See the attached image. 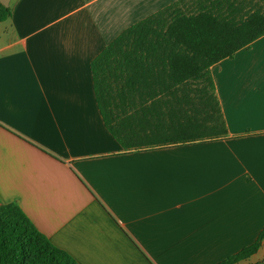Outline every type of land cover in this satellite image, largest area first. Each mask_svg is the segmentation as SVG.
Segmentation results:
<instances>
[{"label": "crops", "instance_id": "1", "mask_svg": "<svg viewBox=\"0 0 264 264\" xmlns=\"http://www.w3.org/2000/svg\"><path fill=\"white\" fill-rule=\"evenodd\" d=\"M177 1L11 0L0 22V204L80 264H219L264 229V36L212 67L227 137L124 147L104 121L93 60Z\"/></svg>", "mask_w": 264, "mask_h": 264}, {"label": "trees", "instance_id": "2", "mask_svg": "<svg viewBox=\"0 0 264 264\" xmlns=\"http://www.w3.org/2000/svg\"><path fill=\"white\" fill-rule=\"evenodd\" d=\"M227 4L201 0L190 7L188 0H178L127 29L93 60L101 113L124 147L135 140L186 144L228 136L211 70L264 36V12ZM11 15L0 3V22ZM134 123L172 127L133 131ZM263 240L264 229L254 243L219 264L249 259ZM0 264L80 263L52 243L17 203H9L0 204Z\"/></svg>", "mask_w": 264, "mask_h": 264}, {"label": "water", "instance_id": "3", "mask_svg": "<svg viewBox=\"0 0 264 264\" xmlns=\"http://www.w3.org/2000/svg\"><path fill=\"white\" fill-rule=\"evenodd\" d=\"M11 0H0V3H2L4 6L9 7Z\"/></svg>", "mask_w": 264, "mask_h": 264}]
</instances>
